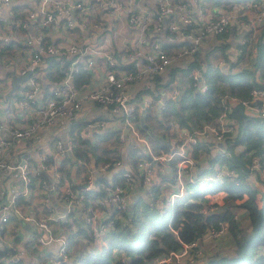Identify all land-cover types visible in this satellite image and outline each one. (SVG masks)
Wrapping results in <instances>:
<instances>
[{
  "label": "built area",
  "instance_id": "built-area-1",
  "mask_svg": "<svg viewBox=\"0 0 264 264\" xmlns=\"http://www.w3.org/2000/svg\"><path fill=\"white\" fill-rule=\"evenodd\" d=\"M12 1L0 0V20L14 21L24 29L36 26L37 31L24 39L30 57L25 64L17 67L11 63V58L3 53L2 47L8 44L11 38L6 37L0 30V70L10 69L11 74L21 76L31 71L29 78L23 81L17 92L22 116L17 118L12 114L10 117H0V171L4 174L16 172L23 183L22 187L20 185L18 190L11 192L9 198L0 197V247L12 250L8 256L2 258L7 262L27 264L24 252L18 248L17 234L9 228L13 217L16 216L22 224H32L36 227L38 233L33 236V244L58 243V256L54 262L60 264L69 260L74 250L64 234L63 223L70 222L71 211L78 203L85 209V221L90 224L94 234L90 247L98 251L105 244L104 235L113 231L115 219L120 216L114 211L130 208L128 194L137 177L143 179L149 191L157 184H162L163 189L167 190L168 183L163 181L162 172L170 165L178 186V190L170 195V202L173 203L176 197L188 192V183L198 182L193 171L199 164L196 152L201 144L214 141L223 145L228 134L232 136L236 133L238 122L232 114L237 105H243L249 115L264 117V89L253 88L249 98L226 94L222 98L223 110L216 122L205 123L201 127L180 126L170 142V150L156 154L149 137L141 131L140 116L145 109L147 112L152 109L157 99L160 106L165 108L169 101L177 99L178 90L171 86L165 90L164 98L158 93L154 99H141L138 102L131 99L129 94L132 81L146 74H164L173 68L184 67L181 65L188 57H193L208 38L219 36L225 31L235 30L239 44L252 49L264 32V0H214L213 3L210 0H140L136 4H133V0H34V6L22 10L20 17L14 11ZM117 6L126 11L135 36L136 50L127 54L128 61L134 62V66L128 68L120 67L119 54L108 44L107 36H102L96 41H83L77 29L83 30L86 26L85 20H90L99 8L115 10ZM95 26L100 30L103 28L102 23H95ZM56 31H61L64 39L48 42V35H54ZM151 32L165 35L168 44H172L174 48H165L159 37L146 44L147 35ZM242 49L237 48V55ZM128 50L129 47L124 45V54ZM62 54H65V57H59ZM47 56L59 59L60 63L64 64L65 75L54 84L50 95L40 96L45 74L49 72ZM253 57L254 53L250 54L248 61L240 65L250 66ZM81 70L94 74L101 70L104 81L84 86L79 93L72 80L76 72ZM191 78L198 91L209 89L201 69L193 67ZM83 100L101 107H109L110 113L116 115L113 123L119 126L112 128L118 129L120 140L134 141L135 146L144 151L146 156L138 158L137 164L129 169L124 168L123 159L120 157H113L95 166L90 164L87 157H75L73 161L82 176L80 183H85L83 187L75 190L69 183L61 182L65 180L62 162L67 158L66 155L74 150V139L55 137L47 141L46 133L55 130L54 126L65 127L73 133L74 126L83 125L79 137L84 139L110 128L109 121L98 114H93L85 120L78 117ZM21 139L45 146L47 150L49 146L51 151L44 153L38 148V166L30 159L14 158L17 154L16 142ZM220 151L221 155L232 156L227 146L220 148ZM253 166L259 168L260 161L256 159ZM44 171L49 174L50 181L46 177L44 180L38 179L44 175ZM235 173L228 166H220L208 178L215 183L225 174ZM107 174L121 181L110 182V186L104 187L105 196L99 197L98 193L102 187L97 183L98 178ZM33 182L35 186L32 188ZM36 192L42 194L41 201L46 206H50L51 196H54L60 198L67 208L55 212L50 206V213L45 215L25 208L27 205H33V197L30 204L23 207L17 204L18 197L29 199L30 195H35ZM90 199L109 204V215L101 219ZM226 240L234 243L229 224L221 222L219 227L209 229L202 237L183 242L177 250L155 256L146 264H202L206 256L210 257L215 252L214 245H223ZM211 244H214L213 248L210 247ZM2 259L0 258V264H3Z\"/></svg>",
  "mask_w": 264,
  "mask_h": 264
},
{
  "label": "trees",
  "instance_id": "trees-1",
  "mask_svg": "<svg viewBox=\"0 0 264 264\" xmlns=\"http://www.w3.org/2000/svg\"><path fill=\"white\" fill-rule=\"evenodd\" d=\"M229 30L219 35L223 42H218L214 48L208 50L206 55H194L190 67L182 69L173 68L169 72L167 83L161 84L163 87H171L179 72L185 75V90L181 98L169 101L163 108L161 117L148 110L145 122L149 124L148 132L140 124L141 131L145 133L156 154L162 151H169L170 147L164 144L166 135L172 122L187 120L193 127H201L205 123L216 122L223 110L222 98L226 94L238 96L240 98H249L253 88L264 89V40L263 34L260 40L254 43L252 49L246 45L239 44L242 52L237 56H229L228 49ZM49 42V39H47ZM172 48V44L165 45V48ZM219 52V53H218ZM218 53V54H216ZM254 57L250 66L239 65L248 61L251 55ZM224 56L229 63V68L225 71L222 67L215 64L214 58L219 55ZM65 57L62 54L59 57ZM49 62L48 82L45 90L48 92L52 84L56 83L63 75L62 68L59 67V59H53L47 56ZM225 60V61H226ZM206 61V62H205ZM214 61V62H213ZM206 66L202 70L204 64ZM193 67L202 70L206 77L209 89L206 91L197 90L191 70ZM235 68H238L234 70ZM91 72H76L74 75V84L77 88H82L90 82ZM168 84V85H167ZM51 91L48 93L50 95ZM233 117L238 122V129L234 135H227L226 146L232 156L221 154L210 155L207 146L203 147L210 155L207 158L209 166L204 171L210 174L220 166H228L236 173L233 175L225 174L221 180L211 185L198 181L195 184L188 183L189 192L176 197L173 203H168L164 197L165 190L162 184L152 187L149 197L142 195L133 203L131 209L119 211L120 214L115 219V228L106 236V243L102 246L101 252H87L83 249L73 250L69 260L60 264H146L155 256L167 253L171 250H177L183 242H189L195 238L202 237L209 229L219 227L221 222L229 224V231L234 241V249L215 251L207 261L202 264H264V191H261L256 185L251 184L250 179L255 177L256 183H264V117L252 116L246 113L243 105H237L234 108ZM159 123V125L156 124ZM83 125L73 127L74 141L77 142L75 133H80ZM161 130V131H160ZM116 131H107L98 134L95 143L89 140H81V146L74 147V155L78 158H86L91 152L97 163L111 160L113 157H120L118 147L119 135ZM161 135V136H160ZM165 138V139H164ZM240 146L239 149H237ZM241 146L243 148H241ZM101 149L106 156L98 153ZM129 163L135 166L138 158L145 157L146 153L139 147L133 146L128 151ZM112 154V155H107ZM260 161V167L254 168L255 160ZM67 160L64 161L62 170L70 178ZM166 171L163 173V181L167 183H176L175 176ZM255 175H252V174ZM45 175L38 177L44 180ZM170 177V178H168ZM249 180V181H248ZM117 177L109 180L100 178L97 183L102 187L98 196L106 194L105 186H110V182H120ZM63 183L64 180H61ZM71 185L76 189L84 186L85 183H75ZM35 183H32V188ZM226 191L225 204L218 208L206 197L207 193ZM29 199L18 197L17 204L25 206L30 204ZM44 210V213H50V209ZM235 208L245 211V217L248 223L243 225L238 218ZM16 218V217H15ZM17 219V218H16ZM65 226L64 234L69 239V245H75L76 232L72 230L73 223H63ZM83 231L82 228L79 230ZM82 235L91 241L94 235L84 230ZM117 250L124 252V257L115 256ZM10 254V250L0 247V258ZM3 264L10 263L1 260Z\"/></svg>",
  "mask_w": 264,
  "mask_h": 264
},
{
  "label": "crops",
  "instance_id": "crops-1",
  "mask_svg": "<svg viewBox=\"0 0 264 264\" xmlns=\"http://www.w3.org/2000/svg\"><path fill=\"white\" fill-rule=\"evenodd\" d=\"M123 1V0H120ZM140 0H133V4H136ZM212 3L214 0H210ZM12 4L14 5V11L17 12V15L20 17L23 13H21L22 10H27L30 9L34 6V0H13ZM86 21V26L83 27V30L78 29L79 36H81V39L87 40L88 42L96 41L102 36H107L108 38V44L114 48L115 51L118 52V60L120 61V67L121 68H128V66H134V62L128 61L127 54L129 52H135L136 48L134 47V32H133V27L129 24L128 21V16L126 14V11L120 8V6H117V9H110V8H99L98 10L95 11L94 15L90 18V20H85ZM119 25L117 26V24ZM95 23H102L103 28L100 30L97 26H95ZM0 30L5 33L6 37H10L11 40L9 41L8 44H4L2 47L3 53L7 55L11 61V63L14 66L20 67L21 65L25 64L29 60V49L24 45V39L29 36V34H33L37 31V27H29L28 29H24L18 25V23L13 22H2L0 20ZM33 32V33H32ZM103 32H105L103 34ZM229 42L231 43L228 49V54L229 56H237V48L239 45V39H238V34L236 33L235 30H230L229 31ZM19 33V34H17ZM61 31H56L54 32V35H48V39L50 42H57L60 40L64 39V35L61 34ZM17 34V35H16ZM103 34V35H101ZM16 35V36H15ZM101 35V36H99ZM155 37H159L161 41L163 42L164 45L168 44V41L166 39V36L159 33H149L146 38V44H149ZM66 40V39H65ZM218 42H223L222 38H219L218 36L216 37H210L206 41V43L201 46L199 49V54H204L206 55L207 51L211 50L214 48V46ZM124 45H127L129 47L128 52L124 54ZM174 48V47H173ZM167 49H172L168 47ZM219 53V52H218ZM216 53V54H218ZM193 57H188L186 59V62L181 65L184 66L182 69H186L190 67V64H192ZM143 60V58H141ZM249 59V58H248ZM226 58L224 59V56L221 54L217 57L214 58L215 64L222 67L223 70H227L229 68V63L227 62ZM191 61V62H190ZM213 61V62H214ZM219 61H222V63H219ZM188 62H190L189 66H187ZM206 62V61H205ZM247 62V61H246ZM244 62L243 64H245ZM240 65V64H239ZM187 66V67H186ZM206 66L203 64L201 69L203 70ZM59 67L62 68L64 71V64L59 62ZM186 67V68H185ZM238 68H235L236 70ZM87 70H81V72H84ZM192 71V70H191ZM190 71V72H191ZM89 72V71H88ZM169 72H166L164 74H157V75H150L146 74L142 78H139L135 81H132V83L129 86V94L130 98L133 100H151L154 99L156 94L160 93V97H166V92L165 90L168 89L167 87L161 86V84L167 83V80L169 79ZM92 73V72H91ZM191 74V73H190ZM13 75L10 73V69H2L0 70V117H10L12 114L16 115L17 118L22 116V111L20 110L19 103H18V89L22 86L23 81L19 83L18 88L15 92V94H9V91L12 88V82H13ZM47 74H45V78L43 80V88L40 93L41 95H48V93L51 91L52 87H54V84H52L49 88V91L47 92L45 90V86L48 82L47 79ZM179 80L181 81V84L185 87V82H189V80L185 81V75L183 72H179V76L176 77V80H174L172 86H175L178 90V97L177 101L181 98L180 92L181 90L179 89ZM103 74L101 70H97L96 74L92 73L90 82L87 86L90 85H96L98 83L103 82ZM73 86L75 89L79 90L78 92L80 93L83 90L82 88H77L75 87L74 84V78L72 80ZM168 85V84H167ZM40 98V97H39ZM82 108L81 111L78 113V117L82 119H86L90 117L93 114H98L100 117H104L109 121V125L111 126L110 128L104 129L97 133L94 136H87L84 138V140H89L92 143H95L97 140V135L103 133L104 131H116L115 133L119 134L118 129L112 128L119 126V124L114 125V119L116 116L115 114L112 115L110 113V108L107 106L101 107L97 104H92L88 102L87 100L82 101ZM149 110V109H148ZM163 111V107L160 106V102L157 100L154 101L153 108L151 109V113L158 115V117H161V112ZM25 118V116H24ZM157 125H159L158 122H156ZM192 126L191 122L184 120V121H175L172 122L169 130L166 132L168 133L166 135V139L164 141V144L170 147V142L174 138L175 134L178 133L179 127L180 126ZM55 130H51V132L46 133V139L47 141H50L51 138L59 137L61 139H66L68 137H72L74 139L72 131L68 130L65 127H60V126H54L53 127ZM161 131V130H160ZM75 136L77 138V142H75V148L78 146H81V140L78 133H75ZM161 136V135H160ZM75 140V139H74ZM119 141V149H120V155L122 156L123 162H124V168L127 167V169L132 167V164L129 163V153L128 151L130 150L131 147L135 146V143L133 144L132 140L126 139L124 142L120 140V137H118ZM121 141V142H120ZM218 144L212 141L211 143H204L201 144V146L206 145L207 150L209 151L210 155H217L221 154L220 148H223V146H226L225 143ZM17 149V154L14 155V158H21L23 159H30L32 163L35 166H38V158H40L38 148L40 147L41 152L46 153L47 151L50 152L51 149L48 146V150L45 146H38L36 143L28 140H18L15 145ZM240 146L237 148L239 149ZM241 148H243L241 146ZM203 147H199L196 152V157L199 158V164L197 165L196 168H194V175L198 178V181L203 182L204 184L211 185L212 182L209 180V175H212L214 173L211 172L209 175L206 174L204 171L207 169L209 166V162L207 161V158L210 157V155L207 153ZM99 153V152H98ZM100 154V153H99ZM107 155H112V154H107ZM106 156V155H104ZM67 166H68V171L70 172V178L66 176L65 172H63V179L64 181L71 184L73 182L75 183H80L81 181V172L79 169H76L77 165L74 163L73 159L75 158L74 155V150L69 153V155H66ZM87 159L90 161V164L92 166H95L97 163V160L93 156L91 152L88 153ZM64 160V161H65ZM62 162V167L63 163ZM166 171L165 175L169 173L170 175L174 176L173 169L170 167H165L164 172ZM162 172V175L163 173ZM253 175H255L253 173ZM264 177V173L262 174ZM164 176V175H163ZM103 178H108L109 180H112L113 176H110V174L104 175ZM170 178V177H168ZM100 179V178H98ZM20 179L18 178V174L15 172L12 173H2L0 171V197H5L6 199L10 197V194L12 191L18 190L20 188L19 181ZM251 184L256 185L261 191H264V183L260 185L261 183H256L255 177H252L250 179ZM178 186L176 183H168L167 190H165L164 197H166V200L168 203H170V195L172 192L177 191ZM99 194V193H98ZM150 194V191L148 190V187L146 184L143 182V179L141 177H137V180L135 182V185L132 189L129 191V198H130V208L133 205V203L139 198V196H146L147 198L149 197L148 195ZM210 195V196H209ZM226 196V191L221 190L217 192H212V193H207L206 197L211 201V199L214 198H225ZM55 201L51 200L50 206L53 211L59 212V211H64L67 206L63 203V201L60 198L55 197ZM42 194L39 192H36L33 199L32 203L33 205H27L25 208L28 211H34L37 214H45L48 215V213H44V210L47 209L45 207H48L50 209V206H46V204L42 203ZM91 204H93V208L97 211V214L101 219L106 218L109 213L111 212L110 205L105 203L102 204L100 201L96 199H90ZM42 210L43 212H41ZM244 211V210H243ZM115 212V211H114ZM85 216H86V211L80 204H76L74 207L73 211H71L70 215V222L73 223L72 230L76 232L77 236L75 237V245H74V251L76 249H83L84 251L87 252H97L100 253L102 247L98 250L95 251L93 248L90 247V243L93 241H88V239L85 237V235H82L85 231L90 232L92 235L93 231L90 226L85 221ZM16 217V216H15ZM15 217H13V220L9 226L10 229L13 230L14 234H17L18 240H19V250L23 251L25 254V259L27 264H57L54 262L55 257L58 256V243H47L46 245H36L33 244V236L38 233L36 227H33L32 224H22L21 220H17ZM244 218V219H242ZM15 220V221H14ZM243 225H246L248 223V218L245 217V212H243V215H241V220H239ZM13 225V226H12ZM30 227V228H29ZM80 228L83 229V231H79ZM65 230V226L63 227V231ZM110 234V233H108ZM107 234V235H108ZM103 237L106 243V236ZM12 252V250H10ZM117 251H122V250H117ZM117 257H124V252L119 253V256Z\"/></svg>",
  "mask_w": 264,
  "mask_h": 264
},
{
  "label": "water",
  "instance_id": "water-1",
  "mask_svg": "<svg viewBox=\"0 0 264 264\" xmlns=\"http://www.w3.org/2000/svg\"><path fill=\"white\" fill-rule=\"evenodd\" d=\"M30 74H31V71H29L26 75H23V76L18 75V74H14V75H13L12 88H11V90L9 91V94H15V92H16V90H17V88H18L19 83L22 82V81H24V80H27V79L29 78ZM179 88H180V90H181V92H180V96H182V94L184 93L185 88H184V86L181 84V81H180ZM146 115H147V110L145 109V110L143 111L142 115L140 116V121H141L140 123H141V126H142L143 128H145V129L149 132L151 129H150L149 124H147V123L145 122V117H146ZM150 132H151V131H150ZM151 133H152V132H151ZM134 143H135V142L133 141V144H134ZM168 168H170V165H168ZM44 175H45V177H46V179H47L48 181L51 180V178H50V176H49V174H48L47 172L44 171ZM110 176H112V175H110ZM18 182H19V184H20L21 187H22V185H23L22 181L19 180ZM51 199L53 200V202L55 201V197H54V196H51ZM24 225H25V224H24ZM26 226H27V224H26ZM29 228H30V227H29Z\"/></svg>",
  "mask_w": 264,
  "mask_h": 264
},
{
  "label": "rangeland",
  "instance_id": "rangeland-1",
  "mask_svg": "<svg viewBox=\"0 0 264 264\" xmlns=\"http://www.w3.org/2000/svg\"><path fill=\"white\" fill-rule=\"evenodd\" d=\"M98 152L102 155V156H104V155H106V153L107 152H103L101 149H99L98 150ZM264 173V172H263ZM253 175V174H252ZM263 183H261L260 185H262ZM71 185V184H70ZM72 186V185H71ZM73 187V186H72ZM188 192H189V190H188ZM210 196V195H209ZM211 203H213V204H216V205H218L217 207L218 208H221L224 204H225V198L223 199V198H214L213 197V199H211V201H210ZM171 203V202H170ZM235 211L238 213L237 215H238V220H241V215H243V212H245V211H241V210H239V209H237V208H235ZM242 219H244V218H242ZM234 242V241H233ZM213 245L214 244H211L210 245V247L211 248H213ZM217 246H219V248H217ZM214 248H216L215 249V251H217L218 249L219 250H223V252H225V253H228L226 250H232V249H234V243L232 244V242H231V240L229 241V240H226L225 241V244H223V245H214ZM119 253H123V251H116L115 252V256H119ZM209 258V255L208 256H206V261H207V259ZM204 260V261H205ZM203 261V262H204Z\"/></svg>",
  "mask_w": 264,
  "mask_h": 264
}]
</instances>
